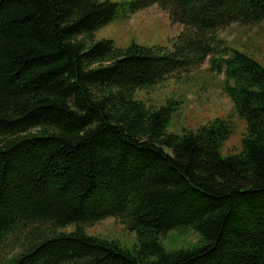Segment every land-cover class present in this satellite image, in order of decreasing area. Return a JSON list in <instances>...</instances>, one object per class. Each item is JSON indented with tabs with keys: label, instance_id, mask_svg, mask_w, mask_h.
Here are the masks:
<instances>
[{
	"label": "trees",
	"instance_id": "1",
	"mask_svg": "<svg viewBox=\"0 0 264 264\" xmlns=\"http://www.w3.org/2000/svg\"><path fill=\"white\" fill-rule=\"evenodd\" d=\"M155 4L185 26L172 50L89 43ZM261 24L264 0H0V248L25 232L0 264H264V66L220 34ZM206 60L246 120L237 153L229 119L174 133L183 100L136 97ZM110 217L133 249L86 234ZM180 227L197 242L168 250Z\"/></svg>",
	"mask_w": 264,
	"mask_h": 264
},
{
	"label": "rangeland",
	"instance_id": "2",
	"mask_svg": "<svg viewBox=\"0 0 264 264\" xmlns=\"http://www.w3.org/2000/svg\"><path fill=\"white\" fill-rule=\"evenodd\" d=\"M123 3L126 0H112ZM185 30L182 24L174 23L168 11L158 4L130 13L121 9L118 16L109 24L94 31L91 41L112 40L116 46L127 48L132 43L146 46L174 48L175 39ZM229 46L249 54L264 66V24L254 26L231 25L220 31ZM79 39H87L81 36ZM224 75L218 76L209 70V61L188 70L172 73L156 85L139 90L137 99L147 104L160 106L168 99L183 100L178 112L174 113L168 129L182 133L186 129H197L216 118H227L233 125V133L222 146V154L237 153L242 148V141L247 132L246 120L239 117L232 101L222 90ZM74 225L58 228L60 231H72ZM86 234L109 240H118L121 245L133 249L138 244L137 234L126 229L115 218H106L93 226L86 227ZM25 232L18 235V240L10 236L1 246L2 254H9L14 242H21ZM198 234L190 228H176L170 231L162 242L168 250L188 248L198 240Z\"/></svg>",
	"mask_w": 264,
	"mask_h": 264
}]
</instances>
